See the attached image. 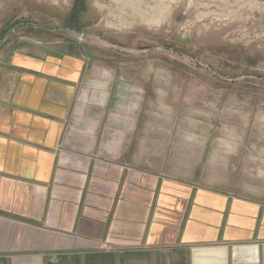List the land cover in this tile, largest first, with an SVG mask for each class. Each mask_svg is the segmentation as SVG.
Returning a JSON list of instances; mask_svg holds the SVG:
<instances>
[{
  "label": "rangeland",
  "instance_id": "obj_1",
  "mask_svg": "<svg viewBox=\"0 0 264 264\" xmlns=\"http://www.w3.org/2000/svg\"><path fill=\"white\" fill-rule=\"evenodd\" d=\"M115 1L0 0V86L16 56H81L73 130L264 201V0H142L154 22Z\"/></svg>",
  "mask_w": 264,
  "mask_h": 264
},
{
  "label": "crops",
  "instance_id": "obj_2",
  "mask_svg": "<svg viewBox=\"0 0 264 264\" xmlns=\"http://www.w3.org/2000/svg\"><path fill=\"white\" fill-rule=\"evenodd\" d=\"M82 58L16 56L0 86V264H264L263 200L73 130Z\"/></svg>",
  "mask_w": 264,
  "mask_h": 264
},
{
  "label": "bare ground",
  "instance_id": "obj_3",
  "mask_svg": "<svg viewBox=\"0 0 264 264\" xmlns=\"http://www.w3.org/2000/svg\"><path fill=\"white\" fill-rule=\"evenodd\" d=\"M120 20L124 22L144 20L154 22L163 16L165 7L149 6L142 0H116L114 2Z\"/></svg>",
  "mask_w": 264,
  "mask_h": 264
}]
</instances>
